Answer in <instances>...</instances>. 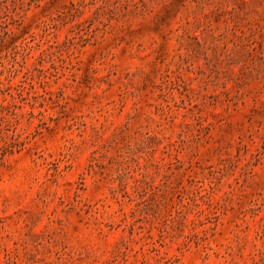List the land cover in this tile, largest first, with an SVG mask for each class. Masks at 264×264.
I'll return each mask as SVG.
<instances>
[{"label":"rangeland","instance_id":"obj_1","mask_svg":"<svg viewBox=\"0 0 264 264\" xmlns=\"http://www.w3.org/2000/svg\"><path fill=\"white\" fill-rule=\"evenodd\" d=\"M0 264H264V0H0Z\"/></svg>","mask_w":264,"mask_h":264}]
</instances>
